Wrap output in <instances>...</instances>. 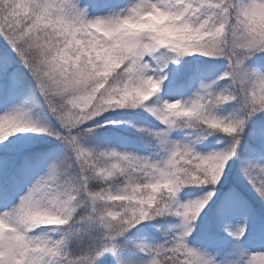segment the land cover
Returning a JSON list of instances; mask_svg holds the SVG:
<instances>
[{
  "label": "snow or ice",
  "instance_id": "1",
  "mask_svg": "<svg viewBox=\"0 0 264 264\" xmlns=\"http://www.w3.org/2000/svg\"><path fill=\"white\" fill-rule=\"evenodd\" d=\"M0 264H264V0H0Z\"/></svg>",
  "mask_w": 264,
  "mask_h": 264
}]
</instances>
